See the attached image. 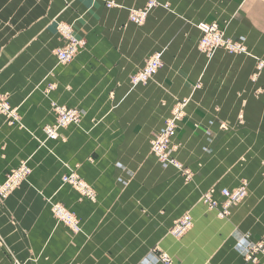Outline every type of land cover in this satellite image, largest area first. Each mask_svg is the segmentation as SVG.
I'll list each match as a JSON object with an SVG mask.
<instances>
[{
  "label": "crops",
  "instance_id": "1",
  "mask_svg": "<svg viewBox=\"0 0 264 264\" xmlns=\"http://www.w3.org/2000/svg\"><path fill=\"white\" fill-rule=\"evenodd\" d=\"M147 2L0 0V96L19 118L0 117V183L23 161L32 171L0 200V264H161L155 247L173 264H264V255L244 259L264 235V70L255 77L254 58L222 50L208 59L196 28L216 23L264 60V0H168L142 26L130 23ZM58 23L85 41L67 64L54 54L63 45ZM155 52L162 68L133 85ZM183 100L171 156L189 180L150 151ZM53 103L80 118L45 141ZM71 170L94 201L62 184ZM244 182L247 197L226 219L200 201ZM53 203L76 217L79 233L53 217ZM186 213L193 226L175 239L170 227Z\"/></svg>",
  "mask_w": 264,
  "mask_h": 264
},
{
  "label": "built area",
  "instance_id": "2",
  "mask_svg": "<svg viewBox=\"0 0 264 264\" xmlns=\"http://www.w3.org/2000/svg\"><path fill=\"white\" fill-rule=\"evenodd\" d=\"M108 7L114 6L108 3ZM168 9V0H148L146 5L141 9L132 10L129 13L130 23L136 26H142L146 21L148 14L155 8ZM196 28L200 32V40L198 49L208 59L214 54L222 50L230 55H247L255 59V73L257 77L264 70V60L259 59L249 53L247 47L243 43L233 41L225 36L224 31L216 23H199ZM57 34L63 41V45L54 51V54L61 64H67L74 60L76 55L85 47V41L75 36L73 28L69 24L58 23ZM162 55L159 52L152 53L144 65L132 76L131 83L133 85H146L162 68ZM187 101L177 103L167 119L164 128L157 133L151 142V152L163 166H173L182 172L187 179L190 178V172L185 171L179 163L171 156L174 150L172 139L175 135L176 127L184 116L183 109ZM53 114L55 122L45 125L42 132L45 140H56L60 138V131L69 125H75L79 121L80 114L76 109H70L62 106L53 105ZM0 117H4L9 125L19 123L17 110L10 107L4 96H0ZM43 143H41L42 145ZM31 174V169L26 162L13 170L9 171L0 184V200L7 198L13 191L18 189ZM62 184H67L76 189L82 197L90 201L95 200L94 190L80 180L76 175H65L61 179ZM219 194L221 200L215 195ZM247 197V184L241 183L235 189L221 188L217 191L215 188L207 190L201 196V203L210 211H214L219 219L228 218L233 209L238 207ZM51 213L53 217L68 227L73 233L79 231V223L76 217L60 204L53 203L51 205ZM193 226L192 217L186 213L177 219L171 229L170 234L174 238H181ZM157 261L161 264H172L169 256L163 252H154ZM260 255H264V235L258 241L251 243L244 255L246 261L256 262Z\"/></svg>",
  "mask_w": 264,
  "mask_h": 264
},
{
  "label": "rangeland",
  "instance_id": "3",
  "mask_svg": "<svg viewBox=\"0 0 264 264\" xmlns=\"http://www.w3.org/2000/svg\"><path fill=\"white\" fill-rule=\"evenodd\" d=\"M146 5V4H145ZM139 9H141V8H139ZM225 34V33H224ZM200 40V39H199ZM200 53H201V51H199ZM203 54V53H202ZM56 57V56H55ZM57 59V58H56ZM211 59V58H210ZM58 61V60H57ZM53 105H57V104H55V103H53V104H51V110H52V112H53ZM176 105V104H175ZM175 105L173 106V108H172V110H171V113H172V111H173V109H174V107H175ZM57 106H61V105H57ZM62 107H66V106H62ZM66 108H68V107H66ZM70 109H74V108H70ZM77 110V109H76ZM183 112H184V109H183ZM80 114V113H79ZM54 118H55V116H54ZM80 118V117H79ZM170 118V117H169ZM168 118V119H169ZM79 122V121H78ZM53 124V123H52ZM45 126V125H44ZM71 126V125H70ZM69 127V126H68ZM67 127H65V129H66ZM62 130V129H61ZM155 136V135H154ZM154 136H153V138H154ZM153 138H152V140H153ZM174 138V137H173ZM59 139H61V134H60V138ZM59 139H56V141L57 140H59ZM173 140V139H172ZM46 141V140H45ZM48 141V140H47ZM152 142V141H151ZM45 142H43V144H44ZM172 145H173V143H172ZM150 146H151V143H150ZM150 151H151V147H150ZM174 151V150H173ZM152 153V152H151ZM172 153V152H171ZM156 158V157H155ZM23 162H26V161H23ZM22 163V162H21ZM27 163V162H26ZM160 164V163H159ZM20 165V164H19ZM163 166V165H162ZM168 167H173V166H168ZM31 169V168H30ZM176 169V168H175ZM184 169V168H183ZM178 170V169H177ZM185 171H188L187 169H184ZM32 172V171H31ZM181 172V171H180ZM182 173V172H181ZM190 174V177H191V173H189ZM31 175V174H30ZM65 175H76L78 178H79V176L76 174V172L74 171V170H71L69 173H66V174H64V175H62V177L63 176H65ZM30 177V176H29ZM28 177V178H29ZM62 177H61V179H62ZM185 177V179L186 180H189V179H187V177L186 176H184ZM80 179V178H79ZM28 180V179H27ZM26 182V181H25ZM247 184V183H246ZM86 185H88V184H86ZM88 186H90V185H88ZM239 186V185H238ZM248 186V185H247ZM236 188V187H235ZM234 188V189H235ZM233 189V188H232ZM248 189V188H247ZM17 190V189H16ZM14 192V191H13ZM12 192V193H13ZM78 192V191H77ZM95 192V191H94ZM247 192H248V190H247ZM79 193V192H78ZM203 195V194H202ZM201 199V198H200ZM241 205V204H240ZM232 214V213H231ZM179 219V218H178ZM193 219V218H192ZM177 220V219H176ZM175 220V221H176ZM175 221H173V223L175 222ZM173 223H172V225H173ZM172 225H171V227H172ZM171 227H170V229H171ZM169 233H170V230H169ZM171 235V234H170ZM172 236V235H171ZM173 237V236H172ZM175 239H179V238H175ZM152 252L154 253V252H163V251H161V250H159L158 248H154V249H152ZM163 253H165V252H163ZM165 254H167V253H165ZM168 255V254H167ZM169 256V255H168ZM170 258V257H169ZM172 262V261H171ZM173 264V263H172Z\"/></svg>",
  "mask_w": 264,
  "mask_h": 264
},
{
  "label": "bare ground",
  "instance_id": "4",
  "mask_svg": "<svg viewBox=\"0 0 264 264\" xmlns=\"http://www.w3.org/2000/svg\"><path fill=\"white\" fill-rule=\"evenodd\" d=\"M142 8H143V7H142ZM161 9H162V8H161ZM133 25H134V24H133ZM197 25H198V24H197ZM197 25H196V26H197ZM135 26H136V25H135ZM54 122H55V119H54ZM54 122H53V123H54ZM72 125H73V124H72ZM69 126H70V125H69ZM67 127H68V126H67ZM51 141H56V140H51ZM150 147H151V146H150ZM152 154H153V153H152ZM153 155H154V154H153ZM157 161H158V160H157ZM158 162H159V161H158ZM159 163H160V162H159ZM18 166H19V165H18ZM18 166H17V167H18ZM12 170H13V169H12ZM3 181H4V180H3ZM3 181H2L1 183H3ZM1 183H0V184H1ZM204 208H205V207H204ZM205 209H207V208H205ZM79 232H80V228H79V231L76 232V233H79Z\"/></svg>",
  "mask_w": 264,
  "mask_h": 264
}]
</instances>
